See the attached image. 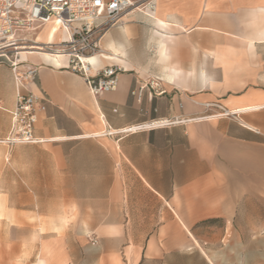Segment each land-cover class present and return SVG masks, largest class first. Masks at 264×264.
<instances>
[{
  "label": "crops",
  "instance_id": "1",
  "mask_svg": "<svg viewBox=\"0 0 264 264\" xmlns=\"http://www.w3.org/2000/svg\"><path fill=\"white\" fill-rule=\"evenodd\" d=\"M155 4L102 38L115 92L94 97L67 58L22 60L40 66L37 144L3 143L0 60V192L61 209L17 243L23 264H264V0Z\"/></svg>",
  "mask_w": 264,
  "mask_h": 264
},
{
  "label": "built area",
  "instance_id": "2",
  "mask_svg": "<svg viewBox=\"0 0 264 264\" xmlns=\"http://www.w3.org/2000/svg\"><path fill=\"white\" fill-rule=\"evenodd\" d=\"M112 4L116 7H111ZM135 11L155 14V0H99V3L97 0H0V60L10 64L17 93L16 107L9 112L10 134L3 143L9 147L39 143L35 128L39 115L46 111L43 99L28 89L36 82L40 66L10 59L7 49L23 42L25 33L35 32L49 23L58 24L67 34V40L51 52H62L68 59V69L82 76L91 94L99 97L118 89L122 69L115 65L97 68L87 58L100 50V33L120 24L125 15ZM6 45L11 46L4 48Z\"/></svg>",
  "mask_w": 264,
  "mask_h": 264
},
{
  "label": "rangeland",
  "instance_id": "3",
  "mask_svg": "<svg viewBox=\"0 0 264 264\" xmlns=\"http://www.w3.org/2000/svg\"><path fill=\"white\" fill-rule=\"evenodd\" d=\"M39 32H32L23 35V42L18 43V47L32 45L33 40ZM105 33H100L101 47L103 46V36ZM7 46V45H6ZM99 50V51H100ZM96 52V53H99ZM12 48L7 49L10 59L21 56ZM2 166L0 165V169ZM5 185H0V189H5ZM41 204H17V193L0 192V264H23L20 255H17V243L22 245V250L26 249L30 240L37 242L41 235L46 232L44 227L45 215H60L59 208H41ZM19 253V252H18ZM25 257V260H28ZM34 264H47L44 259H33Z\"/></svg>",
  "mask_w": 264,
  "mask_h": 264
},
{
  "label": "bare ground",
  "instance_id": "4",
  "mask_svg": "<svg viewBox=\"0 0 264 264\" xmlns=\"http://www.w3.org/2000/svg\"><path fill=\"white\" fill-rule=\"evenodd\" d=\"M67 34L60 29V26L56 23H49L43 27L40 33H38L36 40L32 41L31 46L17 47L18 43L13 47L14 50L20 51L18 54L21 56L22 60H27L30 56H38L42 58L45 62L50 63L54 61L53 64L58 65L59 62L55 61L59 58H66L62 52H51L52 49L60 48V45L67 40ZM11 45L4 46V48ZM104 50H100L99 53L87 58L93 66L99 60V57L105 60H110L111 58ZM119 57V56H118Z\"/></svg>",
  "mask_w": 264,
  "mask_h": 264
},
{
  "label": "snow or ice",
  "instance_id": "5",
  "mask_svg": "<svg viewBox=\"0 0 264 264\" xmlns=\"http://www.w3.org/2000/svg\"><path fill=\"white\" fill-rule=\"evenodd\" d=\"M97 3H99V0H97ZM111 7L115 8L116 5L115 4H112Z\"/></svg>",
  "mask_w": 264,
  "mask_h": 264
}]
</instances>
